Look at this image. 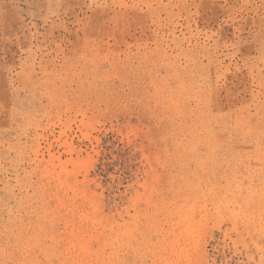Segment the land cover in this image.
<instances>
[{"label":"rangeland","instance_id":"1","mask_svg":"<svg viewBox=\"0 0 264 264\" xmlns=\"http://www.w3.org/2000/svg\"><path fill=\"white\" fill-rule=\"evenodd\" d=\"M0 264H264V0H0Z\"/></svg>","mask_w":264,"mask_h":264}]
</instances>
